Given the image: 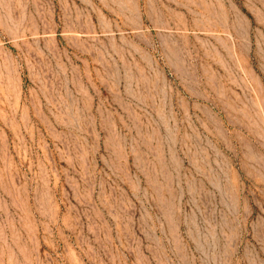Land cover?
<instances>
[{
  "label": "rangeland",
  "instance_id": "1",
  "mask_svg": "<svg viewBox=\"0 0 264 264\" xmlns=\"http://www.w3.org/2000/svg\"><path fill=\"white\" fill-rule=\"evenodd\" d=\"M0 264H264V0H0Z\"/></svg>",
  "mask_w": 264,
  "mask_h": 264
}]
</instances>
